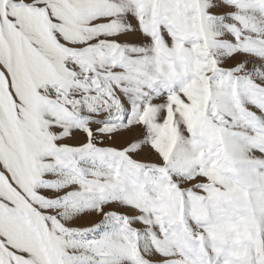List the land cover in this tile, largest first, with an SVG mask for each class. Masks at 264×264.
Here are the masks:
<instances>
[{"label": "snow or ice", "instance_id": "1", "mask_svg": "<svg viewBox=\"0 0 264 264\" xmlns=\"http://www.w3.org/2000/svg\"><path fill=\"white\" fill-rule=\"evenodd\" d=\"M0 264H264V0H0Z\"/></svg>", "mask_w": 264, "mask_h": 264}]
</instances>
